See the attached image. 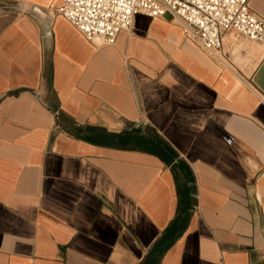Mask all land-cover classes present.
Instances as JSON below:
<instances>
[{"label": "crops", "instance_id": "obj_1", "mask_svg": "<svg viewBox=\"0 0 264 264\" xmlns=\"http://www.w3.org/2000/svg\"><path fill=\"white\" fill-rule=\"evenodd\" d=\"M59 5L0 0V264H264V51Z\"/></svg>", "mask_w": 264, "mask_h": 264}, {"label": "built area", "instance_id": "obj_2", "mask_svg": "<svg viewBox=\"0 0 264 264\" xmlns=\"http://www.w3.org/2000/svg\"><path fill=\"white\" fill-rule=\"evenodd\" d=\"M50 13L61 15L87 40L106 46L130 30L138 14L170 15L190 40L220 60L226 59V36L233 42H264V17L251 10L250 0H60Z\"/></svg>", "mask_w": 264, "mask_h": 264}, {"label": "rangeland", "instance_id": "obj_3", "mask_svg": "<svg viewBox=\"0 0 264 264\" xmlns=\"http://www.w3.org/2000/svg\"><path fill=\"white\" fill-rule=\"evenodd\" d=\"M263 48H264V45H259V44H256L254 43L250 49L248 50L249 52V58H250V61H253L252 64H255L258 59L261 57L262 53H263ZM238 50V49H236ZM235 50V52H236Z\"/></svg>", "mask_w": 264, "mask_h": 264}]
</instances>
